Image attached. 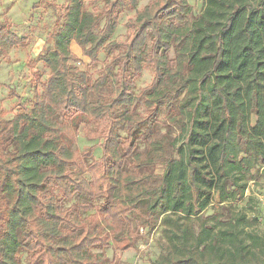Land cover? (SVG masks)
Listing matches in <instances>:
<instances>
[{"label": "trees", "instance_id": "trees-1", "mask_svg": "<svg viewBox=\"0 0 264 264\" xmlns=\"http://www.w3.org/2000/svg\"><path fill=\"white\" fill-rule=\"evenodd\" d=\"M85 1L67 0L40 58L49 71L41 92L0 137V264H111L106 249L139 239L135 213L147 228L165 226L153 264H264V233H245L254 220L236 209L264 184V0H203L195 17L188 0H151L121 43L110 41L119 15L138 0H97L98 13ZM22 42L0 28V43ZM72 42L92 64L101 51L117 54L90 82L71 65L80 63ZM144 67L153 79L136 96ZM161 115L181 124V142L160 176L141 174L168 147L155 138ZM81 125L101 153L90 164L96 146L71 147Z\"/></svg>", "mask_w": 264, "mask_h": 264}, {"label": "rangeland", "instance_id": "rangeland-1", "mask_svg": "<svg viewBox=\"0 0 264 264\" xmlns=\"http://www.w3.org/2000/svg\"><path fill=\"white\" fill-rule=\"evenodd\" d=\"M150 1L138 0L135 9L125 7L119 15L118 26L110 41L123 42L126 38L125 24L127 20L133 18L135 12ZM188 2L192 7L193 16H197L202 10L203 0H188ZM67 5V0H0V28H5L15 38L23 40L21 44L14 46L0 43V137L2 141H5L9 136L5 129L7 122L21 113L23 107L29 109L34 95L41 92V84L47 79L49 71L40 58L52 47L49 35L56 32L61 26L62 16ZM102 6L101 2L97 0L85 1L86 9L93 13H98ZM70 50L80 59V63L71 65L87 72L90 82L97 79L101 68L117 54V50L110 53L101 51L97 62L92 64L88 59L82 57L80 49L74 42L71 43ZM172 58L173 53L170 52L169 59ZM152 79V71L144 67L135 82L134 94L137 96L142 89L151 84ZM102 91L109 93L110 84L107 83ZM135 112L145 113L142 100ZM128 128L129 124H126L119 132L121 138L125 137ZM181 135V124L173 125L168 121L166 115H161L156 123L155 138L160 139L165 136L168 147L164 154L155 156L159 162L156 166L144 168L139 173L160 176L164 171V161L175 158V150L181 142ZM96 143L97 141H90L85 137L84 126L81 125L78 137L71 147L73 150L83 152L96 146ZM138 151L147 152V144H139ZM100 154V149L96 146L92 158L86 159L85 163L90 164L92 160L98 159ZM85 178L89 179L88 176ZM159 182V179H154L147 180L144 184L155 187ZM262 182L261 178L258 179L254 188L250 189L253 190V194L252 191H249L250 196L236 204V209L246 214L250 220H254L249 227L244 228V232L247 234L261 235L264 233V184ZM70 204L71 202H64V207L67 208ZM0 208L4 210V201H1ZM141 210L143 213L145 212L144 207ZM203 212L204 214L212 213L210 207ZM89 213L82 214V216L85 217ZM137 215V213L132 215L130 221L133 228L137 229L139 239L127 251L114 252L113 247L106 249L104 253L112 262L111 264H153L162 250L166 241L163 232L165 226L158 222L147 228L145 227V217L137 218L135 217ZM140 227H142V231H140ZM21 261L22 263L26 262V254L21 253Z\"/></svg>", "mask_w": 264, "mask_h": 264}]
</instances>
